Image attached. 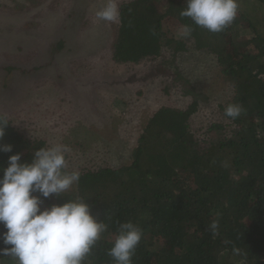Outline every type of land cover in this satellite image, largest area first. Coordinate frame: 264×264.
I'll return each instance as SVG.
<instances>
[{
	"label": "trees",
	"instance_id": "1",
	"mask_svg": "<svg viewBox=\"0 0 264 264\" xmlns=\"http://www.w3.org/2000/svg\"><path fill=\"white\" fill-rule=\"evenodd\" d=\"M116 21L118 70L192 47L230 92L201 109L178 72L191 100L158 107L118 169H72L0 113V264H264V0H129Z\"/></svg>",
	"mask_w": 264,
	"mask_h": 264
},
{
	"label": "rangeland",
	"instance_id": "2",
	"mask_svg": "<svg viewBox=\"0 0 264 264\" xmlns=\"http://www.w3.org/2000/svg\"><path fill=\"white\" fill-rule=\"evenodd\" d=\"M122 1L129 0H0V113L75 170L128 164L155 110L191 100L181 96L189 84L173 80L178 72L206 96L201 109L230 92L218 88L223 81L211 55L192 47L170 66L166 56L131 76L118 70L111 47ZM164 28L173 37L183 34L174 19Z\"/></svg>",
	"mask_w": 264,
	"mask_h": 264
}]
</instances>
